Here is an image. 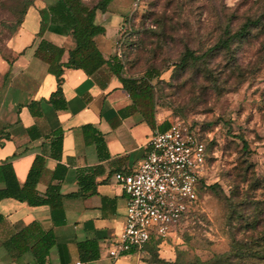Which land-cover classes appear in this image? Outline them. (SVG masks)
Wrapping results in <instances>:
<instances>
[{
    "label": "rangeland",
    "instance_id": "obj_1",
    "mask_svg": "<svg viewBox=\"0 0 264 264\" xmlns=\"http://www.w3.org/2000/svg\"><path fill=\"white\" fill-rule=\"evenodd\" d=\"M50 1L0 0V48L7 49L24 9ZM118 2L112 9L121 18L106 52L118 54L129 75L160 70L153 80L158 115L185 119L207 145L208 184L197 209L127 264H264V256L249 253L264 252V0ZM257 17L228 47L180 63L187 49L201 54L226 29Z\"/></svg>",
    "mask_w": 264,
    "mask_h": 264
},
{
    "label": "crops",
    "instance_id": "obj_2",
    "mask_svg": "<svg viewBox=\"0 0 264 264\" xmlns=\"http://www.w3.org/2000/svg\"><path fill=\"white\" fill-rule=\"evenodd\" d=\"M118 1L127 0H114L108 11L99 10L96 15L106 27L104 34L96 36L106 56L109 37L116 32L121 18L112 9ZM43 6H30L7 49H0V164L12 162L23 182L35 156H45V170L37 188L45 195L50 184L59 183L63 209L53 210L49 204L30 205L14 197L0 198L4 215L0 221V264H36L31 252L14 256L4 243L33 221L56 235L46 256L47 264H127L132 255L140 254L135 248L117 258L109 257L102 249L99 258L83 261L78 242L97 238L103 245L121 232L127 194L115 181L114 173L136 169L150 148L154 130L166 129L170 121L158 115L156 109L154 127L146 113L131 106L123 82L108 67L92 75L82 68L65 67L59 84L48 64L35 55L36 47L42 38L65 46L61 61L66 62L74 41L52 27L42 36L37 35L41 26L39 8ZM59 86L61 91L53 95ZM60 129L62 146L56 147L55 132ZM94 172L95 191L90 192L84 189L80 176Z\"/></svg>",
    "mask_w": 264,
    "mask_h": 264
},
{
    "label": "trees",
    "instance_id": "obj_3",
    "mask_svg": "<svg viewBox=\"0 0 264 264\" xmlns=\"http://www.w3.org/2000/svg\"><path fill=\"white\" fill-rule=\"evenodd\" d=\"M114 0H97L94 4H88L84 0H51L46 6L39 8L41 14V26L37 32L42 36L46 29L55 28L71 36L74 45L69 48V58L62 62V56L66 50L65 46L58 45L46 38H42L35 50V55L48 64L50 72L57 76L59 84L62 80V74L65 67L82 68L89 75L94 74L103 67H108L112 72L117 74L125 89L132 99L131 106L141 110L148 121L155 127V112L157 109L155 96L154 79L160 76V70L149 68L140 76H132L125 73V65L118 54L106 56L96 42V36L104 34L106 27L96 20L97 12L108 11ZM31 5V4H30ZM30 6L23 11V17L19 20L20 25L24 21L25 15ZM261 17L248 18L236 31L232 32L226 29L227 37L219 40L213 46L201 54H195L194 50L187 49L183 54L180 63H187L189 59L198 60L204 58L209 52L217 48H224L230 45L231 40L247 35L252 25L258 23ZM1 49V48H0ZM61 86L53 93H59ZM53 95L51 98H53ZM50 98V99H51ZM33 108V105L30 104ZM152 119H150V114ZM200 137V136H199ZM201 138V137H200ZM202 139V138H201ZM63 130L55 132L53 145L62 146ZM203 140V139H202ZM204 141V140H203ZM207 147V145H206ZM46 157L36 155L29 169L25 181L21 182L15 173L12 162L7 161L0 164V198L14 197L21 201H27L30 205L49 204L53 210L63 209V194L59 183L50 184L45 192L41 195L37 184L45 170ZM207 164V158H206ZM58 166V165H57ZM94 174L80 176L84 189L90 192L95 191ZM92 181L91 185L84 182ZM207 177L199 183V196L203 188L207 187ZM213 186V185H212ZM199 202V201H198ZM198 203L189 214L194 212ZM4 218L0 212V221ZM55 232L43 229L38 222L24 226L11 235L4 243L12 250L14 256L31 252L35 257L36 264H47L46 256L49 254L51 247L55 244ZM155 244H159L165 237L152 238ZM80 255L83 261H91L99 258L101 253V244L97 238H86L78 242ZM150 246V244L148 245ZM151 247V246H150ZM251 255H262L264 252L250 251ZM165 260V259H162ZM165 264H175L172 261H164Z\"/></svg>",
    "mask_w": 264,
    "mask_h": 264
},
{
    "label": "built area",
    "instance_id": "obj_4",
    "mask_svg": "<svg viewBox=\"0 0 264 264\" xmlns=\"http://www.w3.org/2000/svg\"><path fill=\"white\" fill-rule=\"evenodd\" d=\"M127 28L120 27L122 33ZM149 143L136 169L114 173L127 194L123 229L105 242L114 258L172 233L198 203L199 183L207 177L206 143L185 119L176 117L166 129L156 128Z\"/></svg>",
    "mask_w": 264,
    "mask_h": 264
}]
</instances>
